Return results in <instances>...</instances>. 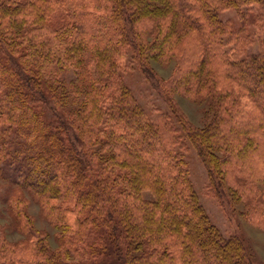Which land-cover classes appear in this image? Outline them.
Wrapping results in <instances>:
<instances>
[{"label": "trees", "instance_id": "trees-1", "mask_svg": "<svg viewBox=\"0 0 264 264\" xmlns=\"http://www.w3.org/2000/svg\"><path fill=\"white\" fill-rule=\"evenodd\" d=\"M264 0H0V180L21 236L0 264H254L198 201L184 138L215 198L264 230ZM234 9L239 26L220 14ZM152 78L155 119L122 77ZM149 62L173 64L168 78ZM213 106L194 127L174 95ZM56 233L34 226L30 205Z\"/></svg>", "mask_w": 264, "mask_h": 264}, {"label": "rangeland", "instance_id": "rangeland-1", "mask_svg": "<svg viewBox=\"0 0 264 264\" xmlns=\"http://www.w3.org/2000/svg\"><path fill=\"white\" fill-rule=\"evenodd\" d=\"M253 13L260 17V31L257 27H249V33L253 35L254 45L248 51V55L259 51L260 46L264 47V6H254ZM222 20H230L238 27V15L234 9L226 10L220 14ZM150 68L154 69L156 75L168 78L172 72L173 64L161 66L156 62H149ZM122 77L125 84L133 93L136 101L141 107L155 119L159 113H169L166 101L159 94L157 85L152 78L145 77L142 71L131 63L127 58L123 67ZM174 100L180 112L187 120L197 128L204 127L212 118L213 106L207 102H197L184 96L174 95ZM186 149L184 159L187 163L189 179L196 193L199 203L224 237L231 235L238 236L250 252L254 264H264V230L250 223L244 216L246 205L243 201L234 200L232 206L228 204L227 198L217 199L210 192L208 187V176L205 167L198 158L193 146L184 138ZM4 182L0 180V200L5 196ZM29 212L34 219L36 229L46 232L49 236L48 245L51 248L56 246V232L40 218L37 206L31 204ZM0 232L10 242H17L21 236L13 229L12 222L6 211V205L0 201Z\"/></svg>", "mask_w": 264, "mask_h": 264}]
</instances>
